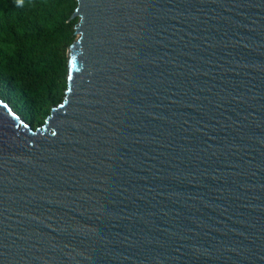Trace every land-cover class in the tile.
I'll use <instances>...</instances> for the list:
<instances>
[{
	"label": "water",
	"instance_id": "1",
	"mask_svg": "<svg viewBox=\"0 0 264 264\" xmlns=\"http://www.w3.org/2000/svg\"><path fill=\"white\" fill-rule=\"evenodd\" d=\"M39 126L0 99V264H264V0H76Z\"/></svg>",
	"mask_w": 264,
	"mask_h": 264
},
{
	"label": "trees",
	"instance_id": "2",
	"mask_svg": "<svg viewBox=\"0 0 264 264\" xmlns=\"http://www.w3.org/2000/svg\"><path fill=\"white\" fill-rule=\"evenodd\" d=\"M76 0H0V99L32 127L66 89Z\"/></svg>",
	"mask_w": 264,
	"mask_h": 264
}]
</instances>
